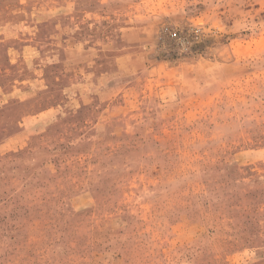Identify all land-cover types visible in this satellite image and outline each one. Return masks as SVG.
<instances>
[{"label":"rangeland","instance_id":"1","mask_svg":"<svg viewBox=\"0 0 264 264\" xmlns=\"http://www.w3.org/2000/svg\"><path fill=\"white\" fill-rule=\"evenodd\" d=\"M0 264H264V0H0Z\"/></svg>","mask_w":264,"mask_h":264}]
</instances>
